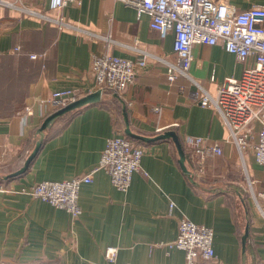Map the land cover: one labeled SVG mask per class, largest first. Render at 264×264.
Instances as JSON below:
<instances>
[{
  "label": "crops",
  "instance_id": "crops-1",
  "mask_svg": "<svg viewBox=\"0 0 264 264\" xmlns=\"http://www.w3.org/2000/svg\"><path fill=\"white\" fill-rule=\"evenodd\" d=\"M52 1L22 2L51 17L63 15L75 28L61 29L39 14L0 4V174L24 165L37 129L55 111L42 116L41 99L57 90L81 95L98 90L91 61L106 49L110 35L111 53L134 60L146 55L147 65L120 95L132 130L146 136L175 130L202 186L182 170L172 139H133L145 153L129 189L119 190L105 171L96 170L80 188L78 217L28 193L37 182L71 179L97 166L108 138L119 123L123 127L122 103L108 91L101 102L57 119L26 172L0 178L5 188L0 190V264H186L185 252L173 243L183 216L214 229L211 264H244L242 236L249 222L247 264H264V215L249 187L251 181L254 192L264 190V167L253 146L241 156L217 110L195 103V83L183 75L168 79L167 62L177 57L174 33L161 36L148 14L119 0H81L64 8H53ZM230 2L238 11L264 6V0ZM192 54L189 73L212 94L254 63L240 61L221 44H194ZM26 104L35 107L34 114H21ZM193 136L220 141L223 155L202 168L193 166L186 145ZM223 188L244 194L248 220L237 194ZM108 246L119 247L115 261L106 258Z\"/></svg>",
  "mask_w": 264,
  "mask_h": 264
},
{
  "label": "built area",
  "instance_id": "built-area-1",
  "mask_svg": "<svg viewBox=\"0 0 264 264\" xmlns=\"http://www.w3.org/2000/svg\"><path fill=\"white\" fill-rule=\"evenodd\" d=\"M11 0H0V4L15 7L28 14L56 23L59 28H75L63 15L51 17L35 9L18 5ZM81 0H53V8H64ZM133 7L138 14L150 16V26L161 36L173 32L176 60L168 61V79L173 82L179 75L190 79L198 86L193 91L195 103L217 110L229 130V138L237 145L241 156L249 146L254 147L257 163L264 167V6L252 5L238 11L230 0H119ZM106 49L93 55L90 72L98 89L123 95L127 87L135 81L139 68L147 65L146 55L137 60L115 55L108 49L111 36H106ZM194 44H221L227 51L236 55L240 61L253 58V65L246 68L240 78H228L212 94L189 71L193 60ZM19 49V48H17ZM36 58V54L31 55ZM215 76H212V80ZM82 96L73 89L57 90L47 99H41V115L63 107ZM160 110V107H155ZM35 107L26 104L22 115H32ZM187 149L192 154L193 166H205L212 158L224 153L220 141L208 136H193L187 139ZM144 147L128 137L119 125L107 140L97 166L89 173L66 180H45L35 183L28 193L36 198L64 209L75 217L82 213L80 188L93 180L96 170L105 171L113 185L122 191L131 186L133 175L142 167ZM202 171L203 169H199ZM198 175V171L195 170ZM250 181V180H249ZM249 187L256 204L264 215V190L254 192ZM4 185L0 183V190ZM174 202L171 204V208ZM214 229L205 224L192 221L186 216L179 220L178 234L174 245L185 252L186 264H211L216 258L214 248ZM118 246H108L105 254L115 261Z\"/></svg>",
  "mask_w": 264,
  "mask_h": 264
},
{
  "label": "water",
  "instance_id": "water-1",
  "mask_svg": "<svg viewBox=\"0 0 264 264\" xmlns=\"http://www.w3.org/2000/svg\"><path fill=\"white\" fill-rule=\"evenodd\" d=\"M108 91L107 90H102L98 89L93 92H89L85 95H82L78 97L76 100L70 102L69 104L63 106L62 108H59L55 110L54 112L50 113L46 118L43 120L42 124L40 127L37 129L36 132V141L35 145L33 146L32 150L29 152L24 165L20 167L19 169L12 171L8 174L1 175L0 178L3 179H11L14 178L18 175L23 174L24 172L27 171L31 163L33 162L34 158L36 157L37 153L41 149L45 138L47 136L48 131L50 128L53 126L55 121L59 119L60 117L69 114L71 112H74L76 110H79L89 104H94L101 102L102 98L104 95H107ZM111 95L119 98V100L122 103V113H123V131L124 133L134 139V140H140L143 142H154L157 140L161 139H172L173 142L175 143V146L177 148L178 152V160L179 164L182 168V170L185 172L189 180L196 186L201 187L202 184L199 182V180L196 178V173L195 171L191 168V165L188 161L186 150L183 146L182 140L180 139L179 134L175 130H166L160 134H157L155 136H146L143 134L136 133L132 130L130 120H129V114L127 111L126 103L121 99L120 95L117 93H112ZM224 191H233L235 194H237L240 203L242 204L244 210L246 211V218H248V210H247V202L245 200L244 194L239 191V190H233L231 188H223ZM248 239H249V222L246 223L245 229L243 232L242 236V245H243V255H244V264H247V256H246V251L248 247Z\"/></svg>",
  "mask_w": 264,
  "mask_h": 264
},
{
  "label": "rangeland",
  "instance_id": "rangeland-1",
  "mask_svg": "<svg viewBox=\"0 0 264 264\" xmlns=\"http://www.w3.org/2000/svg\"><path fill=\"white\" fill-rule=\"evenodd\" d=\"M23 1V0H22ZM17 4L18 5H22V2L20 1V0H18L17 1ZM60 108H62V107H60ZM120 124V128H122V125H121V123H119ZM245 174L243 173V176H244ZM245 179V178H244ZM248 180V179H247ZM247 180H244L245 182L247 181ZM248 189V188H247ZM250 193H251V191H250Z\"/></svg>",
  "mask_w": 264,
  "mask_h": 264
},
{
  "label": "bare ground",
  "instance_id": "bare-ground-1",
  "mask_svg": "<svg viewBox=\"0 0 264 264\" xmlns=\"http://www.w3.org/2000/svg\"><path fill=\"white\" fill-rule=\"evenodd\" d=\"M118 94V93H117Z\"/></svg>",
  "mask_w": 264,
  "mask_h": 264
}]
</instances>
